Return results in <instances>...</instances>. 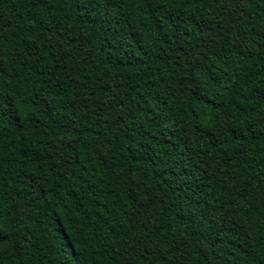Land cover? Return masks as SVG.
<instances>
[{"label": "trees", "instance_id": "1", "mask_svg": "<svg viewBox=\"0 0 264 264\" xmlns=\"http://www.w3.org/2000/svg\"><path fill=\"white\" fill-rule=\"evenodd\" d=\"M0 264H264V0H0Z\"/></svg>", "mask_w": 264, "mask_h": 264}]
</instances>
